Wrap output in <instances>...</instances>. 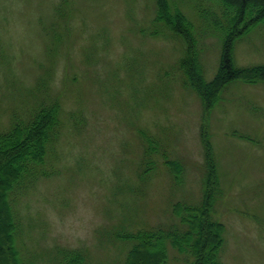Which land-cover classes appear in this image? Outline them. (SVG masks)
I'll list each match as a JSON object with an SVG mask.
<instances>
[{
  "label": "rangeland",
  "instance_id": "obj_1",
  "mask_svg": "<svg viewBox=\"0 0 264 264\" xmlns=\"http://www.w3.org/2000/svg\"><path fill=\"white\" fill-rule=\"evenodd\" d=\"M169 1L193 23L211 81L223 43L209 23L218 6ZM156 14V0H0V133L38 106L60 105L58 139L38 169L48 176L12 194L18 246L36 264H55L57 248L122 264L132 243L116 234L172 223L178 202L200 206L203 124L220 176L222 263L264 264V82L235 81L206 110L180 70L186 46ZM234 62L264 65V24L237 40ZM164 156L183 165L181 184ZM168 264L182 257L171 250Z\"/></svg>",
  "mask_w": 264,
  "mask_h": 264
},
{
  "label": "trees",
  "instance_id": "obj_2",
  "mask_svg": "<svg viewBox=\"0 0 264 264\" xmlns=\"http://www.w3.org/2000/svg\"><path fill=\"white\" fill-rule=\"evenodd\" d=\"M208 1L218 6L215 5L218 10L211 7L220 15L209 23L223 37L219 67L211 81L206 80L200 62L194 25L184 12L177 7L173 9L169 0H156L155 18V22L186 46L180 70L185 84L200 98L206 110L215 106L220 93L235 81L250 85L264 82V65L239 68L234 62L237 40L264 24V0ZM203 4L199 5L201 13ZM60 128V105L53 102L38 106L27 120L14 118L9 129L0 133V264H36L34 258L24 257L18 246L21 224L12 194H23L40 177L48 176L38 169L44 164L49 147L58 139ZM200 136L206 174L201 205L178 202L173 206L176 220L172 223L116 234L119 243H132L122 264H168L171 250L182 257V264H223L226 226L215 218L221 184L206 124L202 125ZM151 156L152 153H145L144 165L152 164ZM164 157L169 174L181 184L183 165ZM54 254L55 264H89L87 254L81 249L57 248Z\"/></svg>",
  "mask_w": 264,
  "mask_h": 264
}]
</instances>
